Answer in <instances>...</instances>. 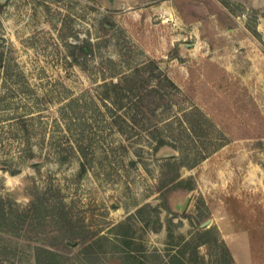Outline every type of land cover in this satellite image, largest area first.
I'll return each mask as SVG.
<instances>
[{
  "label": "rangeland",
  "instance_id": "rangeland-1",
  "mask_svg": "<svg viewBox=\"0 0 264 264\" xmlns=\"http://www.w3.org/2000/svg\"><path fill=\"white\" fill-rule=\"evenodd\" d=\"M0 57V264H264V0H0Z\"/></svg>",
  "mask_w": 264,
  "mask_h": 264
},
{
  "label": "trees",
  "instance_id": "trees-1",
  "mask_svg": "<svg viewBox=\"0 0 264 264\" xmlns=\"http://www.w3.org/2000/svg\"><path fill=\"white\" fill-rule=\"evenodd\" d=\"M3 64V66H0V67H3V68H5V70H6V72L8 73L9 71H10V68L12 67V64L11 65H9L10 63H7V64H5L4 65V59H3V57H0V65H2ZM6 73V74H7ZM126 78H128V75H127V77ZM128 80H134V81H136V71L135 72H133V73H131L130 74V76H129V79ZM169 81V83H170V85L172 86V88H173V90L174 91H178V92H180V88L178 87V85L174 82V81H172L171 79H168ZM112 85H113V87H114V89H116V90H118V88L119 89H121V87H122V84L120 83V82H118V83H112ZM143 90H146V92L145 93H143V92H140V91H142V90H140L139 92L141 93V94H138L136 97H139L140 98V100H139V102H135V103H133V104H130V108L131 109H133L136 113H142V114H144L145 113V108H147V111H148V108H149V106L151 107V106H153V103L154 102H156L155 104L156 105H154L153 106V108L156 110V108L157 107H159L160 106V104H161V102L160 101H157L158 100V98L159 97H157V98H154L153 100L154 101H152L151 99H150V97H154V93H159L158 92V89H156V88H152V89H143ZM150 96V97H149ZM116 98H122V97H120V93L118 92L117 93V97ZM144 98H148V106H146L147 104L144 102ZM161 99L163 100V97H161ZM144 102V103H143ZM195 107V109L198 111V112H200V114H202L201 112V110L198 108V107H196V106H194ZM122 107H116V113H114V115H116V117H115V122H118L117 120H116V118H118V119H123V120H126V118L127 117H125L123 114H117V109H121ZM144 108V109H143ZM154 110V111H155ZM153 111V109H152V111L151 112H154ZM133 117H135L134 115H132ZM127 122V121H126ZM160 144L161 145H163L164 143H163V141H160Z\"/></svg>",
  "mask_w": 264,
  "mask_h": 264
},
{
  "label": "water",
  "instance_id": "water-1",
  "mask_svg": "<svg viewBox=\"0 0 264 264\" xmlns=\"http://www.w3.org/2000/svg\"><path fill=\"white\" fill-rule=\"evenodd\" d=\"M189 201H190V198L187 197L186 200L184 201L183 205L182 206L178 205V207L181 208L182 211L186 210L187 206L189 204ZM207 224H208V222L204 223L203 225L206 226Z\"/></svg>",
  "mask_w": 264,
  "mask_h": 264
},
{
  "label": "crops",
  "instance_id": "crops-1",
  "mask_svg": "<svg viewBox=\"0 0 264 264\" xmlns=\"http://www.w3.org/2000/svg\"><path fill=\"white\" fill-rule=\"evenodd\" d=\"M231 249H232V247H231Z\"/></svg>",
  "mask_w": 264,
  "mask_h": 264
}]
</instances>
